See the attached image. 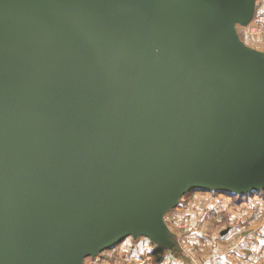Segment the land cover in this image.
<instances>
[{"label": "water", "instance_id": "95a60500", "mask_svg": "<svg viewBox=\"0 0 264 264\" xmlns=\"http://www.w3.org/2000/svg\"><path fill=\"white\" fill-rule=\"evenodd\" d=\"M240 2L0 0V264H82L188 189L264 185L263 86L213 33Z\"/></svg>", "mask_w": 264, "mask_h": 264}, {"label": "rangeland", "instance_id": "374dc122", "mask_svg": "<svg viewBox=\"0 0 264 264\" xmlns=\"http://www.w3.org/2000/svg\"><path fill=\"white\" fill-rule=\"evenodd\" d=\"M242 36L264 50V37ZM262 154L253 164L264 160V149ZM247 179L245 171L238 179L241 188L250 184ZM132 220L120 242L82 264H264V187L192 188L179 193L160 217L139 213Z\"/></svg>", "mask_w": 264, "mask_h": 264}, {"label": "crops", "instance_id": "0c3cea01", "mask_svg": "<svg viewBox=\"0 0 264 264\" xmlns=\"http://www.w3.org/2000/svg\"><path fill=\"white\" fill-rule=\"evenodd\" d=\"M54 1V0H52ZM191 0H167V3L173 5L179 4H187ZM56 3L67 4V5H86L90 3V0H55ZM264 4V0H241V2L237 6V12L239 19L235 21L230 26L221 28L219 30L213 31L214 35L217 36L220 40H218V46L224 48L225 50L229 49L232 42H238L242 47L247 50V53L242 55V59H244L243 69L246 70L244 75L249 82H253L255 84L263 86L264 90V50L257 48L253 45H250L242 36L256 35L250 29V22L253 17L259 12ZM258 37H264L262 35H257ZM200 37L208 38L209 33L201 32ZM250 52L252 55L249 56ZM256 53L258 54V63L260 66L256 69L252 65V60L250 57H254ZM249 57H247V56ZM254 79L255 81H251L250 79ZM264 92V91H263ZM261 187H264L261 186ZM260 187V188H261Z\"/></svg>", "mask_w": 264, "mask_h": 264}, {"label": "built area", "instance_id": "2783aa9c", "mask_svg": "<svg viewBox=\"0 0 264 264\" xmlns=\"http://www.w3.org/2000/svg\"><path fill=\"white\" fill-rule=\"evenodd\" d=\"M250 29L256 35H264V4L251 20Z\"/></svg>", "mask_w": 264, "mask_h": 264}, {"label": "trees", "instance_id": "16d2710c", "mask_svg": "<svg viewBox=\"0 0 264 264\" xmlns=\"http://www.w3.org/2000/svg\"><path fill=\"white\" fill-rule=\"evenodd\" d=\"M157 251H162V248H158ZM160 260H162V258H160Z\"/></svg>", "mask_w": 264, "mask_h": 264}]
</instances>
